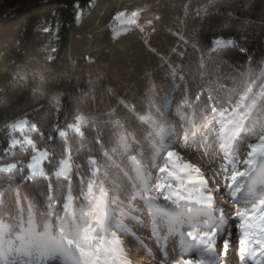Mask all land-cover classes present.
Returning <instances> with one entry per match:
<instances>
[{
  "label": "trees",
  "instance_id": "16d2710c",
  "mask_svg": "<svg viewBox=\"0 0 264 264\" xmlns=\"http://www.w3.org/2000/svg\"><path fill=\"white\" fill-rule=\"evenodd\" d=\"M9 7L0 17V167L16 168L0 171L3 240L29 223L80 240L103 194L116 220L131 217L151 177L169 168L168 137L153 133L159 121L187 135L214 113L233 114L264 137V0H12ZM133 13L136 21L114 32L112 21ZM20 120L34 128L33 147L12 145ZM34 149L46 152L39 177L28 171ZM64 159L69 172L56 177Z\"/></svg>",
  "mask_w": 264,
  "mask_h": 264
},
{
  "label": "rangeland",
  "instance_id": "374dc122",
  "mask_svg": "<svg viewBox=\"0 0 264 264\" xmlns=\"http://www.w3.org/2000/svg\"><path fill=\"white\" fill-rule=\"evenodd\" d=\"M11 1H0V17L9 12ZM136 16L120 14L116 24L112 21L114 32L126 30ZM174 100L172 93L165 101L166 112ZM12 128L19 134L13 146L33 147V127L20 120ZM153 133L155 138L168 137L162 156L168 155L169 168L151 177V186L133 202L131 217L116 220L103 194L95 202L94 220L91 215L83 219L80 240L72 234L38 231L29 223L16 237L3 240L0 235V264H264V243H257L264 240L259 220L252 227L242 226L245 218L239 215L264 213V147L251 157L252 164L244 163L250 159L248 145H262L264 140L244 128L242 117L223 113L202 120L187 135L168 120L156 123ZM148 144L155 154L161 151L153 138ZM119 147L128 151L124 137ZM33 152L28 171L42 175L46 152ZM11 165L15 164L1 166L0 171L16 168ZM69 169L64 159L55 176L65 177ZM165 233L167 240L162 242Z\"/></svg>",
  "mask_w": 264,
  "mask_h": 264
},
{
  "label": "snow or ice",
  "instance_id": "6c2138e0",
  "mask_svg": "<svg viewBox=\"0 0 264 264\" xmlns=\"http://www.w3.org/2000/svg\"><path fill=\"white\" fill-rule=\"evenodd\" d=\"M61 135H63V133H61ZM262 140H264V137H262ZM261 147H264V144H262V145L249 144L248 145V148L250 149L248 156L250 157V159H248L244 162L246 165H250L253 163V160L251 159V157H253L257 153L258 149ZM169 155H171V153ZM10 167H15V165H11ZM239 175L240 176L247 175V172H241V173H239ZM236 176H237V172L234 169L232 179L235 180ZM239 215L245 218L244 225H242V226L252 227V222L259 220V222H260L258 225L259 231L262 234H264V213H255V212L247 213V212H245V213H240ZM242 243H244V242L242 241ZM257 243H264V240L257 241ZM227 246H228V241H224V248L227 249ZM209 250L210 249L206 248L205 252H207ZM203 254L204 253L202 252L201 255H203ZM188 264H192V262L188 261Z\"/></svg>",
  "mask_w": 264,
  "mask_h": 264
},
{
  "label": "bare ground",
  "instance_id": "6f19581e",
  "mask_svg": "<svg viewBox=\"0 0 264 264\" xmlns=\"http://www.w3.org/2000/svg\"><path fill=\"white\" fill-rule=\"evenodd\" d=\"M167 236H168V234L167 233H165L163 236H162V242H165L166 240H167ZM163 248H164V254L165 253H167L168 252V249H167V244L165 245H163ZM163 253V252H162ZM163 260H166L165 258L163 259ZM162 260V261H163ZM30 264V263H29ZM158 264H162V262H158Z\"/></svg>",
  "mask_w": 264,
  "mask_h": 264
},
{
  "label": "built area",
  "instance_id": "2783aa9c",
  "mask_svg": "<svg viewBox=\"0 0 264 264\" xmlns=\"http://www.w3.org/2000/svg\"><path fill=\"white\" fill-rule=\"evenodd\" d=\"M117 21H113V24H116Z\"/></svg>",
  "mask_w": 264,
  "mask_h": 264
}]
</instances>
